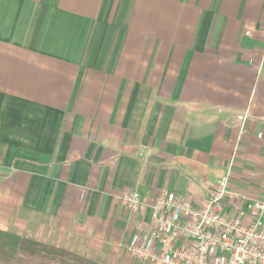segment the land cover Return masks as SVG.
<instances>
[{
  "label": "crops",
  "instance_id": "obj_1",
  "mask_svg": "<svg viewBox=\"0 0 264 264\" xmlns=\"http://www.w3.org/2000/svg\"><path fill=\"white\" fill-rule=\"evenodd\" d=\"M224 184L264 201V0H0L1 229L135 264L130 189Z\"/></svg>",
  "mask_w": 264,
  "mask_h": 264
},
{
  "label": "built area",
  "instance_id": "obj_2",
  "mask_svg": "<svg viewBox=\"0 0 264 264\" xmlns=\"http://www.w3.org/2000/svg\"><path fill=\"white\" fill-rule=\"evenodd\" d=\"M240 201L226 184L196 204L166 189L147 200L132 188L122 202L152 229L144 240H129L128 251L135 264H264V201L235 209Z\"/></svg>",
  "mask_w": 264,
  "mask_h": 264
},
{
  "label": "trees",
  "instance_id": "obj_3",
  "mask_svg": "<svg viewBox=\"0 0 264 264\" xmlns=\"http://www.w3.org/2000/svg\"><path fill=\"white\" fill-rule=\"evenodd\" d=\"M39 243L0 228V264H38ZM42 256L50 263L102 264L66 249L44 247Z\"/></svg>",
  "mask_w": 264,
  "mask_h": 264
},
{
  "label": "rangeland",
  "instance_id": "obj_4",
  "mask_svg": "<svg viewBox=\"0 0 264 264\" xmlns=\"http://www.w3.org/2000/svg\"><path fill=\"white\" fill-rule=\"evenodd\" d=\"M211 173V178H213L214 177V174H216V172H214V171H212V172H210ZM220 176L222 177V178H226V176H227V172L225 171H221L220 172ZM209 185H211V184H208L206 187H209ZM25 229V230H24ZM16 230L17 231H19V235H21L22 237H25V238H31V239H33V240H36L38 243H39V247H40V252H41V255H40V257L38 258V264H52V263H50L48 260H46L43 256H42V253H44L43 252V250H44V247H53V248H57V249H59L58 247H54V246H51V244L52 243H54V238L52 237V236H45V237H42V236H38L37 234H36V232H35V230L34 229H29V232L28 231H26L27 229L26 228H21V227H18V229L16 228ZM38 238L39 239H41V240H38ZM57 244L58 243H61V242H56ZM56 244V245H57ZM80 253V254H82L83 255V251H77V253ZM53 264H61L60 262H57V263H53Z\"/></svg>",
  "mask_w": 264,
  "mask_h": 264
}]
</instances>
